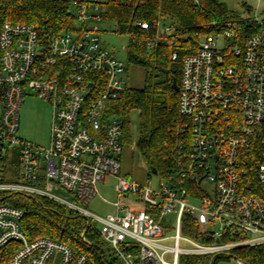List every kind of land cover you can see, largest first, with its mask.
<instances>
[{"label":"built area","instance_id":"2783aa9c","mask_svg":"<svg viewBox=\"0 0 264 264\" xmlns=\"http://www.w3.org/2000/svg\"><path fill=\"white\" fill-rule=\"evenodd\" d=\"M107 1L73 0V27L47 39L32 24L0 28V192L73 211L86 221L84 242L95 224L121 264H181L187 257L248 264L235 251L264 245V17L230 22L202 36L184 57L173 166L166 174L147 170L139 182L123 170L124 119L110 113L109 104L130 86L124 63L99 36ZM153 25L149 47L174 43V27ZM26 85L51 102L48 147L18 135ZM15 156L18 179L4 180ZM152 175L158 177L154 186ZM107 178L115 180L117 200L114 212L101 216L86 205ZM170 211L176 212L172 222ZM24 213L0 204L2 264H89L86 253L75 255L66 242L29 239Z\"/></svg>","mask_w":264,"mask_h":264},{"label":"trees","instance_id":"16d2710c","mask_svg":"<svg viewBox=\"0 0 264 264\" xmlns=\"http://www.w3.org/2000/svg\"><path fill=\"white\" fill-rule=\"evenodd\" d=\"M72 1L0 0V28L5 22L32 24L42 38L47 39L73 27ZM103 6L104 21L115 24L117 33L130 36L129 63L144 72L143 86L127 87L109 104L110 113L124 119L126 144L130 114L139 111L138 156L145 162L148 175L166 174L174 160L172 128L180 120L179 92L173 88V82L180 83L183 59L197 50L202 36L216 34L230 22H242L241 18L221 0H108ZM138 21L148 23L149 28H142ZM155 21L175 28L173 44L147 45L157 32ZM174 52L178 53L175 60ZM18 173V162L11 160L4 168L3 179L16 181ZM4 203L25 211L21 224L29 239L45 236L66 242L75 255L86 253L89 264H121L112 256L96 228L86 231L89 243L84 242L81 233L87 226L85 219L60 204L0 192V204ZM186 223L193 226L188 218H185ZM184 232L199 238L186 228ZM235 254L248 264H264V245L237 249ZM207 263V257H187L181 261V264Z\"/></svg>","mask_w":264,"mask_h":264},{"label":"rangeland","instance_id":"374dc122","mask_svg":"<svg viewBox=\"0 0 264 264\" xmlns=\"http://www.w3.org/2000/svg\"><path fill=\"white\" fill-rule=\"evenodd\" d=\"M226 3L228 8L243 18H257L264 17V0H221ZM102 44L104 47L115 52L118 59L124 63L126 69L125 74L128 76L130 87H142L144 83L143 70L129 63L128 47L130 44V36L128 34H119L116 32L115 24L107 22L99 23ZM24 97L19 109V128L18 135L29 142L36 145L48 147L51 137L52 125V105L51 102L39 95V93L29 88L27 85L23 86ZM131 124L129 139L126 140L125 154L123 158V170H127L129 178H134L141 182H145L147 176V167L145 162L138 156L136 142L138 137V122L139 111L134 110L130 114ZM17 161V157L15 156ZM153 186L157 184L158 177H151ZM115 180L107 178L104 182L98 184V192L86 208L91 212L105 216L114 212V207L111 204L117 200V194L114 191ZM57 194L61 197H66L64 191H58ZM188 203L200 205L199 203L188 200ZM169 221L176 219V212L170 211L167 216ZM94 227L96 228L95 224ZM236 256V255H235ZM3 259V253L0 251V260ZM1 262V261H0ZM217 264H238L235 258L220 260Z\"/></svg>","mask_w":264,"mask_h":264},{"label":"water","instance_id":"95a60500","mask_svg":"<svg viewBox=\"0 0 264 264\" xmlns=\"http://www.w3.org/2000/svg\"><path fill=\"white\" fill-rule=\"evenodd\" d=\"M173 88H174L177 92H179L180 87H179V84L177 83L176 80H174V82H173Z\"/></svg>","mask_w":264,"mask_h":264},{"label":"crops","instance_id":"0c3cea01","mask_svg":"<svg viewBox=\"0 0 264 264\" xmlns=\"http://www.w3.org/2000/svg\"><path fill=\"white\" fill-rule=\"evenodd\" d=\"M136 88H141V87H136ZM127 170H128V168H127ZM127 170L125 171V173L128 175L129 173L127 172ZM139 181V180H138ZM145 181V180H144ZM139 182H141V181H139Z\"/></svg>","mask_w":264,"mask_h":264}]
</instances>
